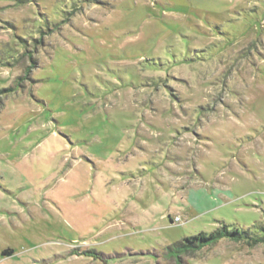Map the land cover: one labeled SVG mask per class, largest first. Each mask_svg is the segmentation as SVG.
I'll return each mask as SVG.
<instances>
[{"label": "rangeland", "instance_id": "obj_1", "mask_svg": "<svg viewBox=\"0 0 264 264\" xmlns=\"http://www.w3.org/2000/svg\"><path fill=\"white\" fill-rule=\"evenodd\" d=\"M12 85L0 264H176L169 245L223 223L264 236V0H0ZM249 242L182 264H264Z\"/></svg>", "mask_w": 264, "mask_h": 264}, {"label": "trees", "instance_id": "obj_2", "mask_svg": "<svg viewBox=\"0 0 264 264\" xmlns=\"http://www.w3.org/2000/svg\"><path fill=\"white\" fill-rule=\"evenodd\" d=\"M30 57L32 59V65L27 67L25 76H20L18 78V85H20L21 80H24L28 77V75L32 71V68H34L38 63L33 54H30ZM16 88L17 87L13 85L10 87L1 88L0 96L5 93L7 94L13 92L14 90H16ZM222 238H229L235 241L250 240L251 242L249 243L251 244H257L260 242L264 243V236H253L251 230L249 229H240L238 227H233L232 225L223 223L212 232H200L196 235L188 236L183 240L169 245L168 255L175 259L176 264H182V255L195 253L206 245L215 244ZM6 253L10 254L12 253V251L8 250L6 251Z\"/></svg>", "mask_w": 264, "mask_h": 264}, {"label": "built area", "instance_id": "obj_3", "mask_svg": "<svg viewBox=\"0 0 264 264\" xmlns=\"http://www.w3.org/2000/svg\"><path fill=\"white\" fill-rule=\"evenodd\" d=\"M176 220H180V218H179V217H177V218H176Z\"/></svg>", "mask_w": 264, "mask_h": 264}, {"label": "crops", "instance_id": "obj_4", "mask_svg": "<svg viewBox=\"0 0 264 264\" xmlns=\"http://www.w3.org/2000/svg\"><path fill=\"white\" fill-rule=\"evenodd\" d=\"M204 195L206 196V194L204 193Z\"/></svg>", "mask_w": 264, "mask_h": 264}]
</instances>
